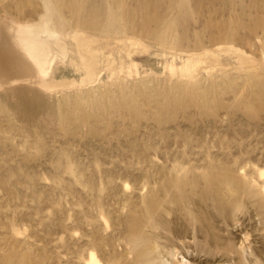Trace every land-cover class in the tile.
<instances>
[{"label":"rangeland","instance_id":"1","mask_svg":"<svg viewBox=\"0 0 264 264\" xmlns=\"http://www.w3.org/2000/svg\"><path fill=\"white\" fill-rule=\"evenodd\" d=\"M6 34L0 264H264V0H0Z\"/></svg>","mask_w":264,"mask_h":264},{"label":"bare ground","instance_id":"2","mask_svg":"<svg viewBox=\"0 0 264 264\" xmlns=\"http://www.w3.org/2000/svg\"><path fill=\"white\" fill-rule=\"evenodd\" d=\"M53 26V25H52ZM50 25V18L47 16L43 19L42 22H40L39 24L35 25L34 26V29L35 31H37L38 33L42 34V35H48L49 33H52L55 29ZM7 36L9 38H7ZM6 37V39H5ZM5 37L2 38V43L0 44V47H4L3 45L6 43L7 39L9 41H11L10 43L13 44V50H17V52L20 54V58L18 59L17 58V62L19 64L23 63L21 62L22 60V57L24 56L23 54H21V52H25L20 46H19V43L17 41V37L15 38L14 35L11 36V34H6ZM16 39V40H15ZM7 44V43H6ZM4 49V48H3ZM3 49H0V52L2 53L3 52ZM35 56H36V59H35V62L38 64L39 68H44L45 66V58H43V54L40 53L38 51V49H36L35 51ZM6 62V61H5ZM9 62V61H8ZM8 64V63H7ZM37 66V67H38ZM5 103V102H4ZM153 205V204H151ZM152 208V207H151ZM149 217V216H148ZM150 219H148L149 222H151V217H149ZM139 239H142V237H138V240ZM149 247V246H148ZM148 251L146 252L145 250L142 251V254H140L138 257L139 259L141 260V264H150L151 262V257L148 255ZM90 263L92 264H101L97 258L95 257L94 254H91L90 256V259H89Z\"/></svg>","mask_w":264,"mask_h":264},{"label":"water","instance_id":"3","mask_svg":"<svg viewBox=\"0 0 264 264\" xmlns=\"http://www.w3.org/2000/svg\"><path fill=\"white\" fill-rule=\"evenodd\" d=\"M9 42H11V41H9V40L7 39V41H6L7 45H6V43L4 44L7 48L10 47V43H9Z\"/></svg>","mask_w":264,"mask_h":264}]
</instances>
